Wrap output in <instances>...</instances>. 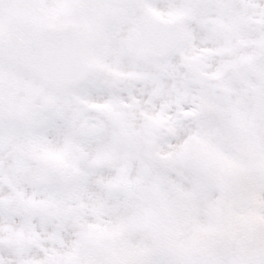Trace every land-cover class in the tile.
I'll return each instance as SVG.
<instances>
[{
    "label": "snow or ice",
    "instance_id": "6c2138e0",
    "mask_svg": "<svg viewBox=\"0 0 264 264\" xmlns=\"http://www.w3.org/2000/svg\"><path fill=\"white\" fill-rule=\"evenodd\" d=\"M0 264H264V0H0Z\"/></svg>",
    "mask_w": 264,
    "mask_h": 264
}]
</instances>
